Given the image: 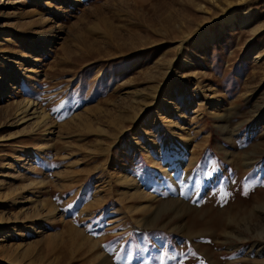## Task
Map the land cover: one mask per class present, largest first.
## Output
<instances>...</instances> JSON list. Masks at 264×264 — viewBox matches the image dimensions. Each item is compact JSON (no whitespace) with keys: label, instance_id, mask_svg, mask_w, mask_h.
<instances>
[{"label":"rangeland","instance_id":"obj_1","mask_svg":"<svg viewBox=\"0 0 264 264\" xmlns=\"http://www.w3.org/2000/svg\"><path fill=\"white\" fill-rule=\"evenodd\" d=\"M261 180L264 0H0V264H264Z\"/></svg>","mask_w":264,"mask_h":264},{"label":"snow or ice","instance_id":"obj_2","mask_svg":"<svg viewBox=\"0 0 264 264\" xmlns=\"http://www.w3.org/2000/svg\"><path fill=\"white\" fill-rule=\"evenodd\" d=\"M61 119H63V117H61ZM230 171H231V170H229V172H230ZM206 175H208V174L206 173ZM189 178H190V177H189ZM249 179H250V177H246V180H249ZM177 182H178V183H184V182H185L184 177H183V176L178 177ZM232 182L235 183V181H232ZM260 185H264V180H261V181H260ZM258 186H259V185H258ZM218 193H219V195H220V202H221V204H223L224 202H226L227 197L231 195L230 192H227V191L225 190V181H224V180H221V181L219 182V188H218V189H213L212 192H211L212 195H217ZM242 194L245 195V196H247V195L249 194L248 189L245 188V189L242 191ZM179 196H180V197H183V198H186V199H187V198H192V203L195 204V205H197V206H199V204L202 202V197L200 196V191H199V182H197L196 190H195L194 192H191V193H190V192L185 191V190L182 188V189L179 190ZM193 197H194V198H193ZM69 207H71V206H69ZM182 243H186V242H182ZM121 247H123V246H121ZM189 251H191L190 248H189ZM167 254H168V251H167V248H165V252H164V254H162V255L159 257V259H160L161 262H163L164 255H167ZM177 255H178V254H177L176 252L173 251V252L171 253L170 258H171V259H175ZM128 259H129V260L132 259L131 254L128 255Z\"/></svg>","mask_w":264,"mask_h":264},{"label":"bare ground","instance_id":"obj_3","mask_svg":"<svg viewBox=\"0 0 264 264\" xmlns=\"http://www.w3.org/2000/svg\"><path fill=\"white\" fill-rule=\"evenodd\" d=\"M233 18H234V15L233 14H230V15H228L227 17H225L223 20H222V23H221V25L223 26L224 24H231L232 23V21H233ZM247 23V21H243L242 22V24L243 25H245ZM255 33V32H254ZM204 34H201V35H199L196 39H195V43H199V42H201V41H204ZM205 41H208V42H210V43H213V36L210 34V35H207V39L205 40ZM204 41V42H205ZM9 43V42H8ZM22 107H21V112H20V114H19V116H21L20 117V122H22V123H26V118L28 117V116H32V118L34 117L35 119H37V117H38V115L41 113H39L38 111H37V107H36V105L32 102V101H23L22 103ZM19 110V111H20ZM17 112V111H16ZM29 117V118H30ZM41 117V115L39 116V118ZM38 118V119H39ZM41 118H43V117H41ZM37 119V120H38ZM33 121H34V119L32 120V123H33ZM42 121V120H41ZM36 122V121H35ZM39 122H40V120H39ZM39 122L37 123L36 122V124H39ZM34 125H35V123H34ZM33 125V126H34ZM41 125V124H40ZM32 126V127H33ZM37 127V126H36ZM35 127V128H36ZM34 129V128H33ZM133 195V194H132ZM142 197V196H141ZM13 202V201H12ZM50 211V210H49ZM49 216L52 218V219H54V214H53V211H50L49 213ZM101 255H99V256H97L96 258H99ZM96 260V259H95Z\"/></svg>","mask_w":264,"mask_h":264}]
</instances>
